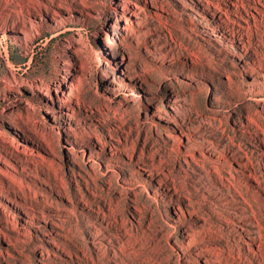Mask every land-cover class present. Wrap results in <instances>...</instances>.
Segmentation results:
<instances>
[{"label": "rangeland", "instance_id": "obj_1", "mask_svg": "<svg viewBox=\"0 0 264 264\" xmlns=\"http://www.w3.org/2000/svg\"><path fill=\"white\" fill-rule=\"evenodd\" d=\"M0 264H264V0H0Z\"/></svg>", "mask_w": 264, "mask_h": 264}]
</instances>
